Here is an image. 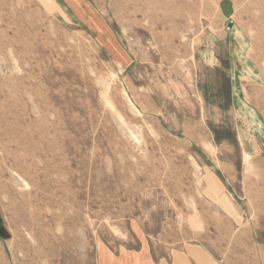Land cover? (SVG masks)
<instances>
[{
	"label": "rangeland",
	"instance_id": "obj_1",
	"mask_svg": "<svg viewBox=\"0 0 264 264\" xmlns=\"http://www.w3.org/2000/svg\"><path fill=\"white\" fill-rule=\"evenodd\" d=\"M0 50V264L34 263L28 201L45 264H264V151L223 71L264 73V0H0Z\"/></svg>",
	"mask_w": 264,
	"mask_h": 264
},
{
	"label": "crops",
	"instance_id": "obj_2",
	"mask_svg": "<svg viewBox=\"0 0 264 264\" xmlns=\"http://www.w3.org/2000/svg\"><path fill=\"white\" fill-rule=\"evenodd\" d=\"M223 9L226 17L231 16L232 10L234 11L233 6L231 8V6L225 5ZM220 41L222 42L223 39ZM236 46L240 47V44L236 43ZM235 55L230 66L223 70L228 74L227 77L231 85L229 102L232 110L245 117V120L242 118L244 126L248 127L247 129H253V140L260 148L261 153L264 151V115L262 112L264 107V73L258 64L250 58L247 51L242 55ZM251 112H254L257 118L253 117ZM235 223L241 224V220L240 222L235 221ZM192 253L193 259L185 258V254H178V259L173 264H215L211 254H203L196 250H193Z\"/></svg>",
	"mask_w": 264,
	"mask_h": 264
},
{
	"label": "bare ground",
	"instance_id": "obj_3",
	"mask_svg": "<svg viewBox=\"0 0 264 264\" xmlns=\"http://www.w3.org/2000/svg\"><path fill=\"white\" fill-rule=\"evenodd\" d=\"M252 4L257 8L260 9V5L258 2L253 1ZM2 50H0V65H2L1 63L5 64L7 69H10V65H9V60L2 54L1 52ZM18 58V57H17ZM1 94V92H0ZM0 171H2L1 167H0ZM43 198V196H42ZM24 202V200H23ZM25 203V202H24ZM26 206H29V208L27 207V210L25 211V214L28 217H31V220L29 222V229L31 231V235L32 238L34 240L35 246L34 247H24L26 249V253L27 255H29L30 257H32L34 259V263L33 264H45L44 263V248H42L44 246V235L41 231V225L39 222V218L36 214L35 209H32V205L31 202L28 201V203H25ZM44 208V207H43ZM48 217V216H47ZM45 218V217H44Z\"/></svg>",
	"mask_w": 264,
	"mask_h": 264
}]
</instances>
